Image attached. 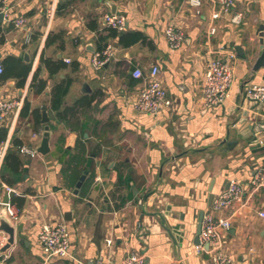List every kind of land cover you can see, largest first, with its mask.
I'll use <instances>...</instances> for the list:
<instances>
[{"label":"crops","instance_id":"1","mask_svg":"<svg viewBox=\"0 0 264 264\" xmlns=\"http://www.w3.org/2000/svg\"><path fill=\"white\" fill-rule=\"evenodd\" d=\"M203 4L197 13L187 0H5L0 98L21 104L0 122V135L13 144L0 205L6 187L13 188L17 229L0 264H95L102 256L122 264L129 252L147 264H214L211 250L196 252L199 216L231 180L245 191L216 213L231 223L221 231L222 248L230 264H264V186L251 185L264 168V104L244 94L250 83L264 84L263 68L252 71L264 0H237L239 25L225 14L214 18L218 7ZM113 11L126 15L123 35L139 34L136 42H122L103 25L104 13ZM18 17L25 19L21 27ZM169 25L185 31L179 49L167 41ZM107 44L115 56L95 69L91 58ZM224 49L236 51L235 82L226 102L207 106L206 65ZM155 65L172 105L154 115L136 109L144 80L132 73ZM67 83L63 104L53 108L55 87ZM43 111L50 118L47 154L37 150ZM23 145L37 154L20 151ZM55 222L69 228V256H47L40 245L41 226Z\"/></svg>","mask_w":264,"mask_h":264},{"label":"built area","instance_id":"2","mask_svg":"<svg viewBox=\"0 0 264 264\" xmlns=\"http://www.w3.org/2000/svg\"><path fill=\"white\" fill-rule=\"evenodd\" d=\"M54 4L58 0H53ZM237 0H187L191 8L197 12H201L203 3H211L213 6L218 7L214 11L213 17H219L225 14L229 20L239 25L242 23L244 13L235 10ZM5 0H0V13L7 11ZM1 3L3 5H1ZM55 11V5L49 11L52 16ZM103 25L116 29L118 32H123L127 28V17L125 14L106 12L103 15ZM15 25L21 27L25 23V19L18 17L14 21ZM216 28L211 29L214 33ZM166 38L173 49H179L184 43L185 31L180 26L169 25L166 29ZM115 56V47L112 44H107L101 51L95 52L91 58L92 65L95 69H101ZM236 51L232 49H224L222 56H216L208 61L205 71V79L202 86V95L204 104L207 106H214L223 104L230 97V89L235 82L234 76V61ZM0 65V72H2ZM133 76L137 79H143V87L138 94L136 101V109L142 113L157 114L162 106H171L172 100L167 96V91L163 86L160 78V69L158 66H153L147 73H144L140 68H135ZM264 75V68L263 74ZM246 98L257 104H264V84L259 82L250 83L244 92ZM21 101L17 99H3L0 98V122L3 123L6 118L20 106ZM12 139L7 137L0 141V180L1 171L6 162L7 154L11 147ZM20 151L29 155L35 156L37 151L28 146H21ZM251 185L254 188L264 186V168L256 171ZM228 189L223 191L211 203V207L204 211L201 221L202 227L199 234V244L196 245V252L203 253L205 249L211 250L212 260L214 264H230L232 260L222 248L220 234L222 230H227L231 227L228 218L217 217L216 213L222 209L232 206V203L241 197L245 191L244 186L238 180H231ZM8 191L15 190L11 187H6ZM7 211L12 218H15L14 211L9 203H6ZM259 215L264 218V211H259ZM39 242L43 247L47 256H69L70 255V231L64 223L55 222V224H43L39 231ZM7 234L0 231V247L4 244ZM113 242L112 238L106 240L107 248H111ZM95 264H115L110 260H106L103 256L99 257ZM122 264H147L145 256L139 252H129L121 261Z\"/></svg>","mask_w":264,"mask_h":264},{"label":"water","instance_id":"3","mask_svg":"<svg viewBox=\"0 0 264 264\" xmlns=\"http://www.w3.org/2000/svg\"><path fill=\"white\" fill-rule=\"evenodd\" d=\"M113 13H116V12L113 11ZM2 17H4V14L0 13V18H2ZM259 44H260V50L261 51H260L259 55L257 56L258 58L256 59L254 65H253L252 71H259L261 68H264V25L260 27ZM42 118H43L44 123H47V124L45 126V131L43 133L44 137L42 139L41 145L37 150L41 154H47L50 151V148H49V142H50L49 128H50V126L48 125V123L50 122V118H48L46 111H43V117ZM83 179H84V177H82L81 181L78 182L77 188H75L76 192H78V187L81 185ZM228 187H227V189H228ZM4 192H5V194H4V197L2 200L3 204L0 205V231H4L7 234V238L4 242V244L1 245V247H0V255L4 254L10 248H12V246L16 242V233H17V229L15 227L13 219L9 215V212L7 211V206H6V203H9L10 200L12 198H14V196L16 195V192H14L12 190L8 191L7 189H5ZM212 200H213V196L211 199V203H212ZM203 214H204V211H202L200 216H199L198 234L195 238L196 244L200 243L199 242V234L201 232V227H202L201 221L203 218ZM21 228H22V225L18 227V229H21Z\"/></svg>","mask_w":264,"mask_h":264},{"label":"trees","instance_id":"4","mask_svg":"<svg viewBox=\"0 0 264 264\" xmlns=\"http://www.w3.org/2000/svg\"><path fill=\"white\" fill-rule=\"evenodd\" d=\"M110 31H111V34L113 35V36H118V35H120V36H122V42H124V41H126L127 43H129V42H136L141 36L139 35V34H134L133 36H131V38H129L128 40H127V38L125 37V35H123V33L124 32H118L116 29H113V28H108ZM125 38V39H124ZM48 43H49V41H48ZM106 46V45H105ZM105 46L103 47V48H105ZM102 48V49H103ZM101 49V50H102ZM48 65V67H49V70H50V72L52 71H54V68H53V66L52 65H50V63H48L47 64ZM29 69H30V67H26L25 68V70H24V75H26L27 73H28V71H29ZM43 86L44 85H42L41 86V88H43ZM69 87H70V83H67V84H61V85H59V86H57V87H55V89H54V91H53V96H52V99H53V108H55V109H59L60 108V106L63 104V102H64V96L67 94V92H68V90H69ZM82 104L83 103V101L82 102H79V104ZM2 132V131H1ZM5 138H7V137H5V132L3 133V134H1L0 135V141L1 140H4ZM9 153V152H8ZM8 155V154H7ZM8 157V156H7Z\"/></svg>","mask_w":264,"mask_h":264}]
</instances>
